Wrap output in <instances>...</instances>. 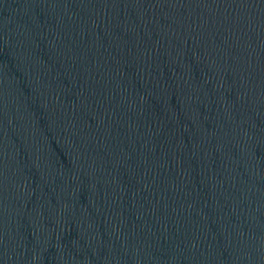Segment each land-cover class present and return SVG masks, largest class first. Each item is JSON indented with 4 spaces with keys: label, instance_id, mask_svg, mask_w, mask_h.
<instances>
[{
    "label": "water",
    "instance_id": "1",
    "mask_svg": "<svg viewBox=\"0 0 264 264\" xmlns=\"http://www.w3.org/2000/svg\"><path fill=\"white\" fill-rule=\"evenodd\" d=\"M0 264H264V0H0Z\"/></svg>",
    "mask_w": 264,
    "mask_h": 264
}]
</instances>
